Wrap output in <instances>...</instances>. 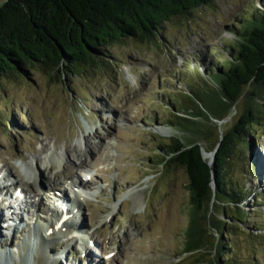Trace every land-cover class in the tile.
<instances>
[{
	"label": "rangeland",
	"instance_id": "1",
	"mask_svg": "<svg viewBox=\"0 0 264 264\" xmlns=\"http://www.w3.org/2000/svg\"><path fill=\"white\" fill-rule=\"evenodd\" d=\"M257 7L262 0H214L166 21L153 39L111 45L100 68L67 79L42 68L2 76L0 186L20 213L10 214L1 197L0 210L23 220L11 229L3 226L0 253L6 251L7 263L0 264H192L194 257L183 251L188 174L181 165L162 162L160 146L176 136L194 138L170 122L175 102L194 84L216 86L210 75L228 56L244 15ZM253 104L261 124L251 126V145L236 146L227 163L252 194L243 201L247 226L233 235L240 264H264V100ZM237 105L233 117L208 123L211 143L243 113V101ZM82 166L93 174L81 185L82 206L77 205L84 230L65 237L47 224L60 207V193L76 204L73 189L81 188L72 178ZM17 183L25 196L30 188L39 192L15 202ZM37 220L46 226L36 229ZM49 230L55 239H49ZM30 233L40 240L35 248Z\"/></svg>",
	"mask_w": 264,
	"mask_h": 264
},
{
	"label": "trees",
	"instance_id": "2",
	"mask_svg": "<svg viewBox=\"0 0 264 264\" xmlns=\"http://www.w3.org/2000/svg\"><path fill=\"white\" fill-rule=\"evenodd\" d=\"M213 3L4 0L0 2V78L15 72L27 75L39 68L64 79L80 75L85 68L95 70L109 56L111 45L125 38L153 39L174 16L187 17L194 9ZM262 5L245 14L235 29L228 56L210 75L216 86L194 84L192 92L184 95L192 101L182 96L175 102V119L171 117L170 122L194 138L186 142L176 136L160 146L162 162L181 165L188 174L190 204L183 251L194 257L192 264H240L233 235L247 226L249 213L243 201L252 194L230 173L227 163L236 146L247 149L251 145V126L261 124L258 104L253 103L264 100L260 92L264 88V0ZM240 101L245 104L243 113L231 130L220 132L211 143L213 128L208 123L233 117ZM204 151L215 152L212 162ZM255 223L262 229L259 220Z\"/></svg>",
	"mask_w": 264,
	"mask_h": 264
},
{
	"label": "bare ground",
	"instance_id": "3",
	"mask_svg": "<svg viewBox=\"0 0 264 264\" xmlns=\"http://www.w3.org/2000/svg\"><path fill=\"white\" fill-rule=\"evenodd\" d=\"M164 130V129H163ZM85 160V159H84ZM83 161V160H82ZM85 162H87V161H85ZM57 177V176H56ZM79 180H80V178H79ZM82 180L83 179H81L80 180V182H81V184L83 183L82 182ZM14 183H16V182H14ZM13 183V184H14ZM19 183V182H18ZM17 183V184H18ZM16 185V184H15ZM23 185V184H22ZM17 187H20V185L18 184V185H16ZM25 186V185H24ZM23 186V187H24ZM31 186V185H30ZM55 186V185H54ZM16 187V189H18ZM51 188H52V186H50ZM70 188H72V187H70ZM27 189V188H26ZM54 189V188H53ZM0 190L1 191H4V189L0 186ZM22 190H23V188H22ZM24 190H25V187H24ZM23 190V191H24ZM28 190V189H27ZM33 191V192H32ZM38 190L34 187V188H30V191L28 190V193H30L31 194V196H34V197H36V192H37ZM39 192V191H38ZM81 193H83V192H81L79 189L76 191V190H74V194L76 195V204H68L66 201H67V195L64 193L63 195H61L60 197H59V199L61 200L60 201V207H58V209L56 210V213H55V218H54V220H53V218H51L50 219V221H48V227L50 226V227H52V229H54L55 231H59V232H61L63 235L62 236H69V235H73L75 232H79V231H82V230H84L83 229V227L84 226H80V222H78V220H79V214H78V212H79V209H81V206H82V204H81V201L79 200L80 199V197L82 196V194ZM88 195H91V193H89ZM35 199V198H34ZM11 203L9 202V204H6V207L7 208H11L12 207V205H10ZM79 204H81V206H77V205H79ZM3 211V210H2ZM1 211V212H2ZM0 212V219L1 218H3V212L1 213ZM69 215V216H68ZM66 216H68V217H66ZM19 218H20V221L22 220V218H23V216L22 215H19L18 216ZM75 218H76V220H75ZM38 224V226H36V229L37 228H41V227H39V225H41L43 228H44V226H46V225H44L41 221H39V220H37V222H36V225ZM59 224H61V225H59ZM14 226L12 223H10L9 222V224L7 225V226H5L6 228L9 226ZM1 222H0V244H3L2 242H3V240L1 239V238H3L4 239V236H3V232L1 233V231H2V229H1ZM12 227H10V228H8V229H11ZM47 230V229H46ZM54 230H49L48 232V237H49V239L50 240H53V239H55V231ZM11 231V230H10ZM86 231V230H85ZM7 233V232H6ZM5 233V234H6ZM91 233L93 234V232H91V231H89V232H87V236L90 238V239H92V235H91ZM35 234V233H34ZM32 233H30V238H29V242H30V244L29 245H31V246H33V248H35V247H37L38 245H39V243H40V240H39V238H35V235H34V238L36 239L35 241L32 239ZM94 236V235H93ZM5 240V239H4ZM6 241V240H5ZM4 245H6V244H4ZM52 247V246H51ZM50 247V248H51ZM53 248V247H52ZM0 249H1V247H0ZM98 250V249H97ZM102 253V252H101ZM103 254V253H102ZM7 254H6V251H3L2 253H0V262H3L4 261V263H7Z\"/></svg>",
	"mask_w": 264,
	"mask_h": 264
},
{
	"label": "water",
	"instance_id": "4",
	"mask_svg": "<svg viewBox=\"0 0 264 264\" xmlns=\"http://www.w3.org/2000/svg\"><path fill=\"white\" fill-rule=\"evenodd\" d=\"M207 152H208V151H204V156H205V157H209V158H210V162H212V161L214 160L215 152L210 153V155H208ZM213 186H214V183H213Z\"/></svg>",
	"mask_w": 264,
	"mask_h": 264
}]
</instances>
